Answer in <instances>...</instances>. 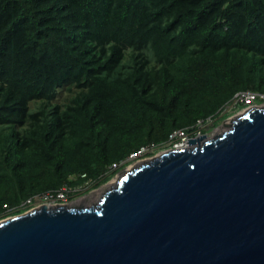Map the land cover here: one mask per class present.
I'll return each instance as SVG.
<instances>
[{
    "label": "trees",
    "instance_id": "16d2710c",
    "mask_svg": "<svg viewBox=\"0 0 264 264\" xmlns=\"http://www.w3.org/2000/svg\"><path fill=\"white\" fill-rule=\"evenodd\" d=\"M247 90L264 100V0H0V219Z\"/></svg>",
    "mask_w": 264,
    "mask_h": 264
},
{
    "label": "water",
    "instance_id": "95a60500",
    "mask_svg": "<svg viewBox=\"0 0 264 264\" xmlns=\"http://www.w3.org/2000/svg\"><path fill=\"white\" fill-rule=\"evenodd\" d=\"M125 168L96 205L0 220V264H264V106Z\"/></svg>",
    "mask_w": 264,
    "mask_h": 264
},
{
    "label": "built area",
    "instance_id": "2783aa9c",
    "mask_svg": "<svg viewBox=\"0 0 264 264\" xmlns=\"http://www.w3.org/2000/svg\"><path fill=\"white\" fill-rule=\"evenodd\" d=\"M259 94L252 91H240L236 93L235 99L238 97L239 100H237L238 103H245L247 106L253 105L254 101L256 100L257 96ZM263 97V95H261ZM210 119L205 120H198L196 123V127L187 130L184 128L173 130L169 134V143L174 148H179V146L183 144H187L186 141H189V139L198 131L200 132L202 126L208 122ZM201 136V135H200ZM167 140V141H168ZM176 140H178L176 142ZM158 146L155 143H148L145 145L140 146L138 149L132 151L125 160H123L121 163H128L129 166L133 164H140L146 160H148L151 156V154L157 150ZM121 163H113L110 168L111 169H117ZM129 168V167H128ZM80 187H74L70 188L68 186H63L62 188L55 190V191H46L40 195H37L35 197H30L24 202L21 203V207L23 208H32V207H38L42 204H66L68 202V199L72 196L75 191L78 190Z\"/></svg>",
    "mask_w": 264,
    "mask_h": 264
},
{
    "label": "rangeland",
    "instance_id": "374dc122",
    "mask_svg": "<svg viewBox=\"0 0 264 264\" xmlns=\"http://www.w3.org/2000/svg\"><path fill=\"white\" fill-rule=\"evenodd\" d=\"M67 94L66 91L62 92L60 94V96L58 97V100L61 101L63 100L64 96ZM264 97V96H263ZM237 100L238 97L236 99H234L230 104H228L224 111H230L232 109H234L235 107H237ZM261 105L264 106V100L257 102V103H253V105ZM248 107L250 106H244L242 108H238L235 111L230 112L227 116L225 117H217L214 118L212 120H209L208 122H206L200 132H196L192 137L197 138L200 137V135L205 134L208 138H211L213 136H215L220 130H227L229 129V125L230 122L232 120V118H234L236 115L240 114L241 112H243L244 110H246ZM223 111V112H224ZM205 128V130L203 131V129ZM210 128V129H208ZM186 129L189 131L190 129L186 127ZM191 137V138H192ZM178 140H176L177 142ZM188 145L189 141H186ZM158 148L157 150H155L149 159H152L153 157L159 155L161 152L166 151L168 149H173L174 147L169 143V140L166 141L165 143L161 144V145H157ZM148 159V160H149ZM146 160V161H148ZM137 164H133L131 166H129V164L127 166L124 167V169H121L116 175H114L112 178H110L108 181L103 182L101 185L99 186H95V187H90V185L88 186H84L83 189L78 188L77 191H75V193L72 194V196L68 199V202L66 203V205H70V206H90V205H96L99 203L101 196L103 195V193L107 190L110 189L112 187H114L116 185L117 182V178H119V176L122 175V172H124L125 168L128 169V167H133L136 166ZM2 220V219H0Z\"/></svg>",
    "mask_w": 264,
    "mask_h": 264
},
{
    "label": "clouds",
    "instance_id": "9594fccd",
    "mask_svg": "<svg viewBox=\"0 0 264 264\" xmlns=\"http://www.w3.org/2000/svg\"><path fill=\"white\" fill-rule=\"evenodd\" d=\"M264 96V95H263ZM254 103H255V101H254ZM256 105V104H255ZM245 106H247L246 104H245ZM252 106V105H251ZM124 169V168H123ZM27 200V199H26ZM39 207V206H38ZM32 208H35V207H32ZM32 208H24L25 210L23 211V212H25V211H28V210H30V209H32ZM22 212V213H23ZM16 215V214H15ZM10 216H12V215H10ZM3 219V218H2Z\"/></svg>",
    "mask_w": 264,
    "mask_h": 264
},
{
    "label": "bare ground",
    "instance_id": "6f19581e",
    "mask_svg": "<svg viewBox=\"0 0 264 264\" xmlns=\"http://www.w3.org/2000/svg\"><path fill=\"white\" fill-rule=\"evenodd\" d=\"M183 147H185V148H189L190 147V145H188V144H183V145H181V146H179V148H183ZM70 206V205H69Z\"/></svg>",
    "mask_w": 264,
    "mask_h": 264
}]
</instances>
